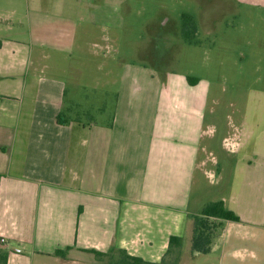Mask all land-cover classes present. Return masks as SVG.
Instances as JSON below:
<instances>
[{"label": "crops", "instance_id": "0c3cea01", "mask_svg": "<svg viewBox=\"0 0 264 264\" xmlns=\"http://www.w3.org/2000/svg\"><path fill=\"white\" fill-rule=\"evenodd\" d=\"M132 1L0 0V253L7 264H107L124 250L161 264L170 238L182 239V256L193 215L222 201L240 221H222L211 251L191 262L264 264V92L251 97L237 135L216 139L210 83L167 65L164 20L151 62L101 64L115 87L109 119L84 121L65 108L85 75L77 54H91L100 31L103 44H93L105 55L108 31L124 30ZM213 152L217 172L207 163ZM212 176L213 190H203Z\"/></svg>", "mask_w": 264, "mask_h": 264}, {"label": "rangeland", "instance_id": "374dc122", "mask_svg": "<svg viewBox=\"0 0 264 264\" xmlns=\"http://www.w3.org/2000/svg\"><path fill=\"white\" fill-rule=\"evenodd\" d=\"M183 15L200 21V30L191 41L193 45L185 44L182 39ZM126 17L124 30L108 31V37L113 41L104 51L106 57L94 46L102 43L100 31L91 40L88 48L91 54H77L74 66L82 68L85 75L81 85L70 86V99L65 107L71 109L70 115L84 121L109 119L116 101L115 87L107 83L110 79L101 64L113 57L141 64L151 62L149 55L154 31L165 28L163 21L168 20L166 28L173 36L168 38L171 52L167 65L181 74L209 82L208 118L214 121L211 124L217 130L216 139L221 140L225 134L237 135L251 97L254 99L264 92V6L235 0H133ZM95 51L100 54L93 55ZM82 57L86 59L84 67ZM105 83L106 87H99ZM207 160L208 164H214L212 169L217 172L220 161L217 153H208ZM215 181L214 176L203 177L200 186L211 191ZM190 254L186 239L179 264H191ZM178 256L177 251L172 252L164 259V264H175Z\"/></svg>", "mask_w": 264, "mask_h": 264}, {"label": "trees", "instance_id": "16d2710c", "mask_svg": "<svg viewBox=\"0 0 264 264\" xmlns=\"http://www.w3.org/2000/svg\"><path fill=\"white\" fill-rule=\"evenodd\" d=\"M197 22L195 18L190 15L182 16V26L181 34L184 40L191 43L195 33L197 32ZM191 83L198 82V78H189ZM64 116L59 115L58 121ZM234 221L239 222L240 218L234 214L233 211L228 210L224 202L222 201H212L207 203L200 214L197 216L193 215V232L192 239L190 240L191 246L190 250L193 255L196 254H208L211 251L212 242L216 238L217 230L222 227V221ZM218 222V223H215ZM182 239L172 236L169 240L168 252L166 258L172 252H178L179 256L176 258V263L179 264L181 258ZM97 256H100L95 252ZM56 254L59 257L65 258L66 253L62 251H57ZM8 256L7 253H0V264H7ZM164 259L161 264H164ZM107 264H155L153 262L144 261L142 259L136 258V256H131L128 252L124 250H116L108 255Z\"/></svg>", "mask_w": 264, "mask_h": 264}, {"label": "built area", "instance_id": "2783aa9c", "mask_svg": "<svg viewBox=\"0 0 264 264\" xmlns=\"http://www.w3.org/2000/svg\"><path fill=\"white\" fill-rule=\"evenodd\" d=\"M0 243L1 244H5V240L4 239H0Z\"/></svg>", "mask_w": 264, "mask_h": 264}]
</instances>
